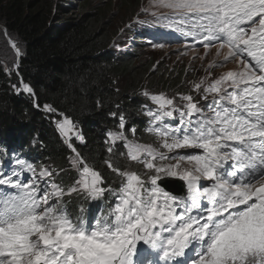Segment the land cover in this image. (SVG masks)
I'll use <instances>...</instances> for the list:
<instances>
[{
  "label": "snow or ice",
  "instance_id": "1",
  "mask_svg": "<svg viewBox=\"0 0 264 264\" xmlns=\"http://www.w3.org/2000/svg\"><path fill=\"white\" fill-rule=\"evenodd\" d=\"M151 8L141 11L152 21L139 23L192 37L205 55L216 46L209 76L232 60L237 68L193 85L203 104L145 91L155 105L144 106L145 131L158 146L137 142L135 128L129 139L125 114H109L119 124L105 134L104 163L119 187H104L73 143H85L83 132L45 104L77 177L65 188L51 165L17 153L0 161V264H264V0H152ZM11 46L19 60L22 50ZM12 88L35 96L22 79ZM121 157L147 172L121 168ZM162 177L183 181L184 192L166 191ZM73 194L114 203L89 221L83 207L68 210L64 197Z\"/></svg>",
  "mask_w": 264,
  "mask_h": 264
},
{
  "label": "trees",
  "instance_id": "2",
  "mask_svg": "<svg viewBox=\"0 0 264 264\" xmlns=\"http://www.w3.org/2000/svg\"><path fill=\"white\" fill-rule=\"evenodd\" d=\"M118 1L130 11L120 25L134 34L131 45L126 47L128 51L119 47L126 37L119 30L108 29L110 2L96 5L94 0H0V24L23 52L19 60L12 59L15 54L0 30V48L9 53L8 60L18 63L16 73L11 69L5 71L0 59V158L6 164L17 153L37 167L51 165L62 170L54 179L65 188L76 179L77 173L69 163L72 153L50 123L51 117L34 108L36 104L41 108V104L47 103L69 116L83 132L85 143L74 139L73 143L102 173L104 187H119L115 174L104 163L108 155L105 134L109 129L118 130L119 124L118 116L112 118L109 114L114 111L125 114L129 139H133L130 130L135 128L137 142L158 146L155 136L145 131L148 120L143 106L155 105L143 93L174 97L191 92L193 97L200 96L188 81L194 75L183 61L178 65L175 57L166 60L158 58L156 52L145 57L137 53L138 48L147 44L165 46L162 28L138 22L153 19L141 11L147 8L146 4L138 0ZM205 71L200 70L209 75ZM20 79L32 87L35 98L12 88V85L19 87ZM117 150L126 151L119 142ZM119 164L143 174L138 163L126 157H121ZM64 200L73 216L83 207L86 219L106 211L107 205L114 203L108 197L90 201L81 194L65 196Z\"/></svg>",
  "mask_w": 264,
  "mask_h": 264
},
{
  "label": "rangeland",
  "instance_id": "3",
  "mask_svg": "<svg viewBox=\"0 0 264 264\" xmlns=\"http://www.w3.org/2000/svg\"><path fill=\"white\" fill-rule=\"evenodd\" d=\"M138 1H140L142 4H146L147 8H149L150 10H155V9L151 8L152 0H138ZM106 2H110L112 4V7L109 8V11L111 13L107 14V16L110 17L109 22H108V29L119 30V34L126 37L125 41L119 45L120 48L123 49V48L129 47L131 45V40L133 39L134 34H130V32H128V28L125 31L123 29V27H120V25L126 21V20H124V17L126 15H128L130 13V11H126L125 10L126 5L124 3H119L118 0H94V3L96 5L106 3ZM0 30H2V32H3L2 34H3L5 41L12 48L11 44L13 43V41L10 40V38L8 37V35L6 33L4 26L3 25L1 26V24H0ZM129 35H131V36H129ZM162 41H163V39H162ZM124 43L127 45H125ZM12 50H13V54H15V49L12 48ZM223 51H226V49H224ZM155 52L159 54L160 57H158V58H164L166 60H170L169 59L170 57H175L177 59L176 63L178 65H181L180 61H183L186 65V67L189 69L190 73L192 75H194L193 78H190L188 80L191 84L199 83L201 81L202 75H206L207 80L208 79H215L219 75H221L222 73H224L228 70H233V69L237 68V62L232 60V61H229L228 63L224 64L221 67L213 68L212 69L213 71L211 72L214 74L213 77L200 72V70L206 72L205 70L208 69L209 63L212 62L214 59H219V57L216 56V46H213L209 50L207 55H205V51H204L202 44L192 45V44H189L187 41L186 42H179L176 44L165 43V46H162V47H154L153 45L147 44V46L143 47L142 49L138 48V50H137V53H139L141 56H144V57L146 54L153 55ZM201 57H203V59H201ZM0 59L2 62L1 65L4 69L5 68L11 69L12 71L15 72L16 67H17L16 65H18V63L16 61L8 60L9 59V53L4 48H0ZM12 59L17 60L16 54L12 57ZM199 68H200V70H199ZM163 69H165V68L163 67L162 70ZM187 89H188V87H187ZM21 93L24 94L23 92H21ZM189 93L192 94L191 92H189ZM26 94L27 93L24 94L26 97H30V96H27ZM174 97L176 98V103H177L179 101V95L178 96L175 95ZM193 98L196 101L200 100V96L193 97ZM200 102H201V104H203L202 101H200ZM45 104H47V103L41 104V108H43V106ZM145 111L146 110L143 111V114ZM144 117L148 120V117L145 114H144ZM155 139H156V137H155ZM76 142L80 143L79 141H76ZM138 167L142 170L143 174L147 172V170L143 169L142 165L138 164ZM145 179H147L146 176H145ZM162 179H163V183L166 184L167 187L173 189V188H175L176 183L171 184V182L175 181V180L177 182L178 178L162 177ZM160 186L162 188L166 189L165 186H163V185H160ZM95 216H93L91 218V220H93V218Z\"/></svg>",
  "mask_w": 264,
  "mask_h": 264
},
{
  "label": "water",
  "instance_id": "4",
  "mask_svg": "<svg viewBox=\"0 0 264 264\" xmlns=\"http://www.w3.org/2000/svg\"><path fill=\"white\" fill-rule=\"evenodd\" d=\"M158 183L160 185H163V186H165L166 188L169 189V187H167V185L163 183V179H161ZM170 190H172V193L173 194H181V193H183L184 192V184H183V181L177 179L175 188H173V189L170 188Z\"/></svg>",
  "mask_w": 264,
  "mask_h": 264
},
{
  "label": "bare ground",
  "instance_id": "5",
  "mask_svg": "<svg viewBox=\"0 0 264 264\" xmlns=\"http://www.w3.org/2000/svg\"><path fill=\"white\" fill-rule=\"evenodd\" d=\"M163 11V10H162ZM132 30H133V28H132ZM134 33H135V31H134ZM136 33H137V31H136ZM139 34V33H138ZM136 36V35H135ZM125 41V40H124ZM177 43H179V42H177ZM125 44V43H124ZM201 43H199V41L198 40H196L195 42H194V45H200ZM125 45H127V44H125ZM124 45V46H125ZM119 49H117V51H118ZM129 50V49H128ZM127 50V48H126V51H128ZM132 52V51H131ZM126 54V53H125ZM131 55H133V53H131ZM130 56V55H129ZM200 101V100H199ZM202 103H203V101H202ZM145 105H147V104H145ZM140 107V106H139ZM142 107V106H141ZM140 107V108H141ZM144 107V106H143ZM145 108V107H144ZM143 119H144V117H142ZM141 122H143V121H141ZM144 125V124H143ZM31 148V147H30ZM30 151H31V149H30ZM182 151V150H181ZM189 152H191V150H189ZM0 161H4L5 162V159H3V158H0ZM171 180V179H170ZM174 183H176V180L175 181H172L171 182V184H174ZM166 191H169V192H171L172 193V190H170V188L168 189V188H166L165 189ZM96 214H94V215H92L91 217H89L88 218V220L89 221H91V218L93 217V216H95Z\"/></svg>",
  "mask_w": 264,
  "mask_h": 264
},
{
  "label": "built area",
  "instance_id": "6",
  "mask_svg": "<svg viewBox=\"0 0 264 264\" xmlns=\"http://www.w3.org/2000/svg\"><path fill=\"white\" fill-rule=\"evenodd\" d=\"M21 80V79H20ZM26 95H29V94H26ZM39 110H42L43 111V108H39V107H37Z\"/></svg>",
  "mask_w": 264,
  "mask_h": 264
}]
</instances>
